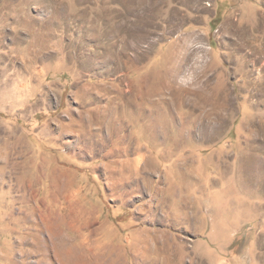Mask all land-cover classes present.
<instances>
[{
	"label": "rangeland",
	"instance_id": "374dc122",
	"mask_svg": "<svg viewBox=\"0 0 264 264\" xmlns=\"http://www.w3.org/2000/svg\"><path fill=\"white\" fill-rule=\"evenodd\" d=\"M0 264H264V0H0Z\"/></svg>",
	"mask_w": 264,
	"mask_h": 264
}]
</instances>
